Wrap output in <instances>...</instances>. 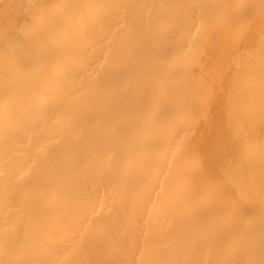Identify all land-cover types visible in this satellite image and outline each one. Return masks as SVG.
<instances>
[{"label": "bare ground", "instance_id": "6f19581e", "mask_svg": "<svg viewBox=\"0 0 264 264\" xmlns=\"http://www.w3.org/2000/svg\"><path fill=\"white\" fill-rule=\"evenodd\" d=\"M0 264H264V0H0Z\"/></svg>", "mask_w": 264, "mask_h": 264}]
</instances>
